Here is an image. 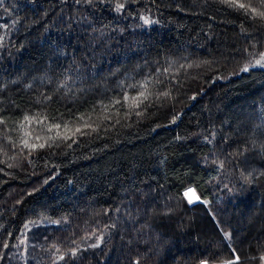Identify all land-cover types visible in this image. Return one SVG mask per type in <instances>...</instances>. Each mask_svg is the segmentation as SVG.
<instances>
[{"label": "trees", "instance_id": "1", "mask_svg": "<svg viewBox=\"0 0 264 264\" xmlns=\"http://www.w3.org/2000/svg\"><path fill=\"white\" fill-rule=\"evenodd\" d=\"M241 2H0V264H264V3Z\"/></svg>", "mask_w": 264, "mask_h": 264}, {"label": "snow or ice", "instance_id": "2", "mask_svg": "<svg viewBox=\"0 0 264 264\" xmlns=\"http://www.w3.org/2000/svg\"><path fill=\"white\" fill-rule=\"evenodd\" d=\"M0 2H2V0H0ZM224 2L230 3L232 6H235V7L241 8V9L251 8L250 5H247V4L243 3V2H241V0H224ZM261 2L264 3V0H261ZM121 7H123V5H121ZM251 11L252 12H257V10L255 8H251ZM258 15H260L261 17H264V12H260V13H258ZM151 22L152 21H150L147 18H145V23H151ZM255 63L257 65H260V66L264 67V55H262L260 59L256 60ZM243 70L247 71L248 69L245 68ZM141 95H143V94H141ZM165 95H167V93H165ZM54 127L59 129L60 125H55ZM75 131L80 132L81 129L77 128ZM26 135L30 136L31 133H26ZM36 139L40 140L41 137L37 136ZM24 146L27 147V148L35 149L37 147L43 148V147H45V144L44 143H40V144L31 143L30 144L29 141L26 139V140H24ZM184 195L186 197H188L189 203H192L193 199H196V200L199 199V197L195 195V191L193 189H189L187 192L184 193ZM60 258L63 259V257H60ZM238 261H239V256H235L234 259L226 261L225 264H238ZM205 264H206V262H205Z\"/></svg>", "mask_w": 264, "mask_h": 264}, {"label": "rangeland", "instance_id": "3", "mask_svg": "<svg viewBox=\"0 0 264 264\" xmlns=\"http://www.w3.org/2000/svg\"><path fill=\"white\" fill-rule=\"evenodd\" d=\"M189 189H193V188H188V189L186 190V192H187ZM193 190H194V189H193ZM194 191H195V190H194ZM195 195L198 196V195L196 194V192H195ZM198 200H199V199H198ZM194 201H197V200H196V199H193V202H194Z\"/></svg>", "mask_w": 264, "mask_h": 264}]
</instances>
